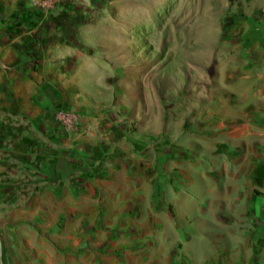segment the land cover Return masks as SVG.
Here are the masks:
<instances>
[{
  "label": "crops",
  "instance_id": "0c3cea01",
  "mask_svg": "<svg viewBox=\"0 0 264 264\" xmlns=\"http://www.w3.org/2000/svg\"><path fill=\"white\" fill-rule=\"evenodd\" d=\"M91 1L44 13L0 0V170L29 177L18 190L34 200L66 204L58 237L71 252L56 264H264V9L259 71L245 48L228 107L211 103L170 127L163 108H141L147 91L126 111L132 72L95 35L111 26L89 23ZM60 109L81 113L80 133L59 129ZM194 210L210 216L196 222L209 232L179 225Z\"/></svg>",
  "mask_w": 264,
  "mask_h": 264
},
{
  "label": "rangeland",
  "instance_id": "374dc122",
  "mask_svg": "<svg viewBox=\"0 0 264 264\" xmlns=\"http://www.w3.org/2000/svg\"><path fill=\"white\" fill-rule=\"evenodd\" d=\"M91 2L95 9L89 23L111 26L95 35L109 42L111 50L114 47L122 53L123 75L132 72L121 86L129 103L128 112L135 108L133 97L142 99L147 93L148 104L140 101L141 108H149L154 115L163 108L170 127L181 125L211 103L228 107L226 95H231V87L236 84L237 89L242 88V56L244 51L248 53L245 48H250L248 54L255 61L250 69L259 71L254 46L258 43L264 0ZM193 151L204 157L198 148L193 147ZM18 177L3 176L0 170V264H56L59 258L65 261L71 246L58 237V232L65 228L66 204L53 207L34 200L33 192L18 190L17 183L29 177ZM54 204L58 205L56 201ZM220 210L223 215L229 213ZM197 213L194 210L188 217H176L192 235L199 226L204 232L212 226L205 223L197 227L196 222L203 217L210 221V216ZM216 235L212 243L224 246V240Z\"/></svg>",
  "mask_w": 264,
  "mask_h": 264
},
{
  "label": "built area",
  "instance_id": "2783aa9c",
  "mask_svg": "<svg viewBox=\"0 0 264 264\" xmlns=\"http://www.w3.org/2000/svg\"><path fill=\"white\" fill-rule=\"evenodd\" d=\"M62 0H30L33 9L40 12L49 13L53 11ZM81 113L76 109H60L55 114V121L59 129L66 134L80 133Z\"/></svg>",
  "mask_w": 264,
  "mask_h": 264
}]
</instances>
